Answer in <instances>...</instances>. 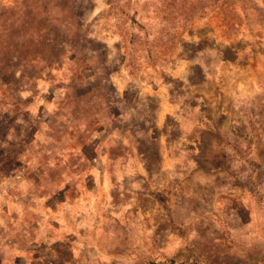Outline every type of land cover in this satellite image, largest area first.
<instances>
[{"label": "rangeland", "instance_id": "rangeland-1", "mask_svg": "<svg viewBox=\"0 0 264 264\" xmlns=\"http://www.w3.org/2000/svg\"><path fill=\"white\" fill-rule=\"evenodd\" d=\"M0 264H264V0H0Z\"/></svg>", "mask_w": 264, "mask_h": 264}, {"label": "trees", "instance_id": "trees-1", "mask_svg": "<svg viewBox=\"0 0 264 264\" xmlns=\"http://www.w3.org/2000/svg\"><path fill=\"white\" fill-rule=\"evenodd\" d=\"M208 129V128H207Z\"/></svg>", "mask_w": 264, "mask_h": 264}]
</instances>
